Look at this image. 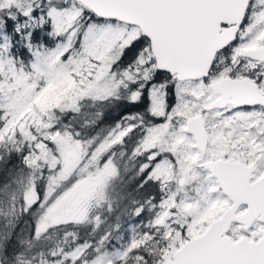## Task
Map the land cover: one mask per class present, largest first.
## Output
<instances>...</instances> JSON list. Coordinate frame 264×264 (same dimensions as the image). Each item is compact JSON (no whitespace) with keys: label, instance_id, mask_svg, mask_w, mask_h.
Masks as SVG:
<instances>
[{"label":"snow or ice","instance_id":"1","mask_svg":"<svg viewBox=\"0 0 264 264\" xmlns=\"http://www.w3.org/2000/svg\"><path fill=\"white\" fill-rule=\"evenodd\" d=\"M0 264H264V0H0Z\"/></svg>","mask_w":264,"mask_h":264},{"label":"trees","instance_id":"2","mask_svg":"<svg viewBox=\"0 0 264 264\" xmlns=\"http://www.w3.org/2000/svg\"><path fill=\"white\" fill-rule=\"evenodd\" d=\"M117 113H113V116L115 117ZM122 223L125 225V232H127V229H128V225H127V222H126V219L125 221H122Z\"/></svg>","mask_w":264,"mask_h":264}]
</instances>
